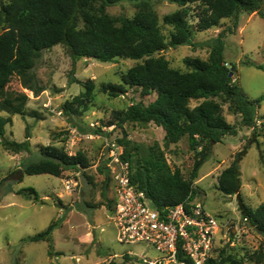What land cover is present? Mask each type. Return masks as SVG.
I'll use <instances>...</instances> for the list:
<instances>
[{
	"label": "rangeland",
	"instance_id": "rangeland-1",
	"mask_svg": "<svg viewBox=\"0 0 264 264\" xmlns=\"http://www.w3.org/2000/svg\"><path fill=\"white\" fill-rule=\"evenodd\" d=\"M8 1L0 0V10L1 4ZM153 6L161 29L169 38L173 27L164 23L163 16L184 7L169 0H153ZM186 7L194 43L169 47L153 55L164 56L172 67L186 71L184 58L207 59L210 41L225 30L224 57L232 69V64L237 66L234 80L252 99L264 96V70L247 63L264 64V16L258 12H241L238 18H223L219 25L200 31L197 25L205 5L198 0ZM106 10L112 16L133 17L138 7L133 1L123 0ZM143 60L118 57L103 62L95 58H73L68 46L60 43L43 51L32 72L14 75L0 92V115L12 119L6 126V137L23 142L27 127L31 133V150L19 153L4 148L0 139V264H129L130 256L157 254L155 248L144 242L120 241L115 192L121 171L120 154L124 150L118 140L123 132L116 124L109 123L114 119V111L126 110L133 102L149 104L157 93L143 94L140 87L134 86L128 87L124 94L112 96L101 88L104 83H121L123 74ZM90 79L95 88L88 107L66 113L64 104L83 92L84 82ZM201 101L191 99L190 106ZM223 112L238 132L226 135L221 142H212L210 157L194 180L197 195L193 200L219 223L207 261L231 256L242 264H254L250 258L259 250L264 252V235L242 217L239 196L252 209L264 202V99L257 112V137L253 128L242 124L240 114L228 110L227 104ZM100 128L102 131L97 132ZM124 128L128 138L140 144L142 151L158 143L165 149L171 167L189 176L195 152L187 137L164 148L165 131L154 122L129 121ZM47 145L64 148L70 154L82 152L88 157L89 166L81 171L68 168L60 176L24 174V165L38 160L39 149ZM245 148L240 163V191L225 195L218 187L219 175ZM74 178L78 183L70 189L67 181ZM27 187L35 188L38 195L28 198L20 192ZM62 216L60 227L52 233V252L47 240H24Z\"/></svg>",
	"mask_w": 264,
	"mask_h": 264
},
{
	"label": "trees",
	"instance_id": "trees-1",
	"mask_svg": "<svg viewBox=\"0 0 264 264\" xmlns=\"http://www.w3.org/2000/svg\"><path fill=\"white\" fill-rule=\"evenodd\" d=\"M123 0H10L1 4L0 21V92L14 75H26L36 67L44 50L63 43L68 46L73 58H95L112 62L118 57L144 59L130 67L122 76V82L104 83L101 88L112 96L126 93L128 87L138 86L143 94L157 93L149 104L133 102L126 110L113 112L109 122L122 129L118 140L123 146L121 158L129 161L131 180L144 190L158 209L194 199L197 192L194 180L203 164L209 159L212 142H221L226 135H235L238 129L224 115V105L233 114L242 116V124L256 130L257 112L264 96L252 99L242 85L234 80L237 66L233 69L224 57L225 30L210 41L211 50L207 59L186 56V71L172 67L164 56L153 54L169 47L193 44V32L188 20L189 2L198 0H169L184 7L165 14L163 21L173 27L169 38L163 33L153 0H129L138 7L133 17L112 16L106 8ZM205 5L197 28L207 30L220 24L223 18H238L241 12H258L264 16V0H200ZM264 70V64L247 62ZM233 71L231 76L229 73ZM85 90L64 104L66 113H77L94 96L95 83L84 82ZM202 100L191 107L190 100ZM12 121L0 115V139L7 150L23 152L31 150L27 137L23 142L6 137V126ZM154 122L165 131L164 148L187 137L195 152L194 163L188 177L181 169L172 168L165 156V149L158 143L142 151L141 145L128 138L125 123ZM101 128L97 132H101ZM264 135V132H263ZM252 139V137H251ZM245 146L248 147V144ZM41 157L24 165L28 175L49 173L60 176L68 168L84 170L89 166L88 157L82 152L70 154L64 148L42 146ZM246 148L239 151L231 164L219 175V190L225 195H234L241 188L240 163ZM136 157V158H135ZM28 198L37 196L33 187L22 188ZM242 217L247 219L259 233L264 235V202L256 209L250 208L239 196ZM63 216L51 222L45 230L24 238L25 241H49L53 249L52 233L60 227ZM180 259L181 255H180ZM184 264H193L183 258ZM254 264L264 263V252H255L250 258ZM242 264L231 256L220 260L210 258L205 264ZM110 264H117L111 262Z\"/></svg>",
	"mask_w": 264,
	"mask_h": 264
},
{
	"label": "built area",
	"instance_id": "built-area-1",
	"mask_svg": "<svg viewBox=\"0 0 264 264\" xmlns=\"http://www.w3.org/2000/svg\"><path fill=\"white\" fill-rule=\"evenodd\" d=\"M120 162L115 192L120 241L144 242L157 251L152 257L130 256L129 264H184L183 258L205 264L213 247L212 236L219 228L217 220L206 215L193 199L158 209L148 194L133 184L130 162L122 158ZM77 183L76 178L68 180L67 187L72 189Z\"/></svg>",
	"mask_w": 264,
	"mask_h": 264
},
{
	"label": "water",
	"instance_id": "water-1",
	"mask_svg": "<svg viewBox=\"0 0 264 264\" xmlns=\"http://www.w3.org/2000/svg\"><path fill=\"white\" fill-rule=\"evenodd\" d=\"M233 71H231L229 74L232 75ZM214 143V142H213Z\"/></svg>",
	"mask_w": 264,
	"mask_h": 264
}]
</instances>
